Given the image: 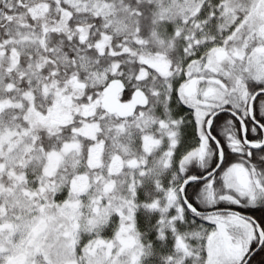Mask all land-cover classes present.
<instances>
[{
	"label": "snow or ice",
	"instance_id": "1",
	"mask_svg": "<svg viewBox=\"0 0 264 264\" xmlns=\"http://www.w3.org/2000/svg\"><path fill=\"white\" fill-rule=\"evenodd\" d=\"M0 264H264V0H0Z\"/></svg>",
	"mask_w": 264,
	"mask_h": 264
}]
</instances>
